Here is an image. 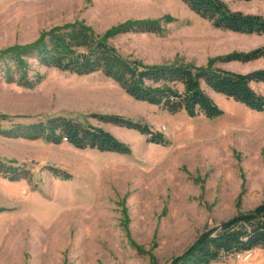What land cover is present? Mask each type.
I'll return each mask as SVG.
<instances>
[{
    "label": "rangeland",
    "instance_id": "obj_1",
    "mask_svg": "<svg viewBox=\"0 0 264 264\" xmlns=\"http://www.w3.org/2000/svg\"><path fill=\"white\" fill-rule=\"evenodd\" d=\"M223 1L233 11L264 16V0ZM132 20L158 21L161 28L107 40L146 65L207 67L264 46V34L217 28L182 0H0V54L54 28L81 23L104 35ZM26 58L29 75L41 80L26 87L0 72L3 128L64 116L111 132L130 152L0 134V163L11 168L0 173V264H171L202 233L264 200V108L203 83L220 115L170 113L134 99L102 72L78 75ZM212 64L246 74L264 69V57ZM251 85L264 96V82ZM94 114L145 123L165 143ZM210 264H264V250Z\"/></svg>",
    "mask_w": 264,
    "mask_h": 264
},
{
    "label": "trees",
    "instance_id": "obj_2",
    "mask_svg": "<svg viewBox=\"0 0 264 264\" xmlns=\"http://www.w3.org/2000/svg\"><path fill=\"white\" fill-rule=\"evenodd\" d=\"M193 12L220 29L244 34H264V16L233 11L223 0H182ZM251 1V0H243ZM160 24L153 20L125 21L104 35H97L84 24L54 28L43 32L34 42L16 45L1 53L0 72L12 82L32 87L41 76L29 75L27 56L48 67L78 75L102 72L116 81L138 101L159 105L170 113L184 110L190 117L200 114L212 118L222 110L207 95L203 83L217 93L242 102L255 110L264 108V96L251 83L264 82V69L238 73L214 68L216 59L248 62L264 57V46L249 52H232L213 59L207 67L182 64L146 65L122 56L107 40L121 32L158 33ZM101 121L135 129L149 136V142L164 144L162 134L147 124L119 115L94 114ZM0 134L13 138H42L54 144L63 142L80 149L127 154L130 148L111 132L73 118L57 116L28 125L16 124L3 128ZM9 165L0 163V173L8 175ZM15 174V171H14ZM16 176L12 175L14 179ZM255 248L264 250V200L254 208L240 212L219 226L202 233L195 243L171 264H210L233 253Z\"/></svg>",
    "mask_w": 264,
    "mask_h": 264
},
{
    "label": "built area",
    "instance_id": "obj_3",
    "mask_svg": "<svg viewBox=\"0 0 264 264\" xmlns=\"http://www.w3.org/2000/svg\"><path fill=\"white\" fill-rule=\"evenodd\" d=\"M247 252H249V251H247ZM247 252H245V253H247ZM234 254H239V253H234Z\"/></svg>",
    "mask_w": 264,
    "mask_h": 264
}]
</instances>
